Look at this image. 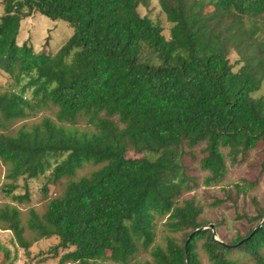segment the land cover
<instances>
[{"label": "trees", "instance_id": "16d2710c", "mask_svg": "<svg viewBox=\"0 0 264 264\" xmlns=\"http://www.w3.org/2000/svg\"><path fill=\"white\" fill-rule=\"evenodd\" d=\"M150 2L1 0L0 70L11 81L0 85V161L10 180L3 191L25 202L30 179L48 170L54 182L66 179L27 220L34 240L58 238V264H205L200 250L209 264H264V223L252 233L264 204L254 198L255 213L238 215L248 226L230 241L196 232L211 224L218 232L224 222L205 216L191 194L197 177L188 163L207 173L208 186L251 151L264 168V0H159L169 37L140 13ZM34 12L74 29L54 57L17 42ZM52 107L56 120L14 127ZM82 121L94 130L74 127ZM85 165L96 169L78 176ZM20 179L26 191L15 194ZM257 181L244 179L238 192ZM162 218L168 233L156 244ZM0 221L28 250L21 210L5 203Z\"/></svg>", "mask_w": 264, "mask_h": 264}, {"label": "rangeland", "instance_id": "374dc122", "mask_svg": "<svg viewBox=\"0 0 264 264\" xmlns=\"http://www.w3.org/2000/svg\"><path fill=\"white\" fill-rule=\"evenodd\" d=\"M213 8H209L212 10ZM142 15H148L155 21H158L162 27L166 37H169L172 24L168 21L167 16L160 6L159 0H151L148 7L141 5L139 7ZM3 13V5L0 0V15ZM74 32L73 27L65 20H53L40 12H34L32 15L26 17L19 29L17 36V42L19 44H29L34 53L44 54L50 57H54L62 45L68 40V38ZM231 60L235 62L238 56L231 54ZM238 67V66H237ZM10 79L0 70V85L8 87ZM264 93V89L260 94ZM56 109L46 108L37 112L34 116L27 119L20 120L14 127H19L25 123L32 124L42 120L44 117H51L56 120ZM80 130H94L92 126H89L85 121L80 122L76 126ZM131 157H140L142 154L130 151L128 153ZM259 160L262 158L260 154L257 155L255 151H251L247 157V160L242 163L232 164L228 162V172L226 178L220 185L208 186L204 182V178L207 176L205 171L200 170L198 163L191 159L189 160L190 173L197 177V186L191 194H194L200 203L204 206V215L214 219H220L224 224L219 228L217 237H225L226 240H232L238 231L244 232L248 226L245 218H239V214L252 215L256 210V203L254 198L264 204V168L261 167ZM96 169L92 165H85L78 171V176L89 173ZM7 166L0 161V206L8 203L15 205L21 210V217L23 223L26 225L25 236L31 241V245L28 250H25L17 241L15 235L11 230L0 228V245L9 250L10 259L13 264H58L61 255L65 250H60L58 256H54L51 252V248L58 243V238L55 236L46 238L40 237L34 240V234L27 227V220L30 216V210L36 209L39 213L45 209L46 202L53 196L60 193L66 179L59 182H54L51 178V170H48L44 175L38 178L30 179L28 181L29 199L25 202H18L11 196H7L3 191V187L10 180L6 178ZM244 179L254 180L258 179L255 187L247 189V191L238 192L236 187L240 184L244 185ZM19 187L15 190V194L25 193V181L19 180ZM47 185L48 191L45 193L44 187ZM229 194V195H228ZM218 200H224V202L217 203ZM166 219L162 218L157 220L156 225V244H163L164 238L167 235ZM0 227H3V223L0 221ZM217 231V229H216ZM201 257L205 264H209L204 252L200 250ZM239 253H236L237 256ZM139 259L146 260L151 259L150 255L145 252L139 254ZM4 251H0V264H4ZM69 264V263H68ZM100 264H115L110 259L100 261Z\"/></svg>", "mask_w": 264, "mask_h": 264}, {"label": "water", "instance_id": "95a60500", "mask_svg": "<svg viewBox=\"0 0 264 264\" xmlns=\"http://www.w3.org/2000/svg\"><path fill=\"white\" fill-rule=\"evenodd\" d=\"M264 223V219L262 220V222L253 230L252 233L256 232L257 230H259L262 226V224ZM205 229H212L213 231V238L215 240H218L221 242V240L217 237V231H216V227L214 224H211L209 226H204V227H200L199 229L196 230L197 231H201V230H205ZM194 234V232L190 235L189 239L191 238V236ZM189 239L187 240V243L189 242Z\"/></svg>", "mask_w": 264, "mask_h": 264}]
</instances>
